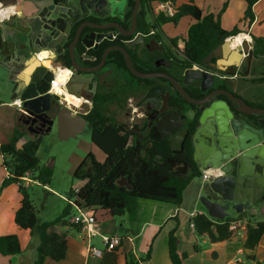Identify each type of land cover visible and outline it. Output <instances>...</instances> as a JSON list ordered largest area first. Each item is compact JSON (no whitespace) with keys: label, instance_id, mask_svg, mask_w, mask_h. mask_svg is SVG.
I'll use <instances>...</instances> for the list:
<instances>
[{"label":"flooded vegetation","instance_id":"af4514ba","mask_svg":"<svg viewBox=\"0 0 264 264\" xmlns=\"http://www.w3.org/2000/svg\"><path fill=\"white\" fill-rule=\"evenodd\" d=\"M17 1L16 4L22 7V0ZM6 2L12 3L11 0H0V7ZM124 2L125 7L122 8ZM134 7V0H100L99 6H95L93 10H89L88 7L75 8L69 32L66 36L59 37L63 42L66 59V66L63 67L72 77L76 70L72 67L71 45L75 43L74 55L77 62L85 69L97 70L82 73L87 77V82L79 87V94L68 91L69 95L79 97L78 108L70 107L66 99L62 100L63 103L57 98L56 101L62 107H68L73 115L86 118L94 108L98 95L109 97L115 100L109 105L110 111L119 122L124 123L126 131L131 133L130 145L140 141L150 149L161 150L162 154L157 157L158 160L164 156L178 158L195 164L202 175L207 170H213V175H217L219 173L217 169L199 166L207 160L202 156L203 150L216 153L213 139L206 141L196 136L201 121H205L203 115L205 111L207 115L209 114V107L214 101H224L231 110H234L232 100H235L239 102L242 110L247 112L242 114L243 118L258 125L264 118L260 112L264 110V88L260 81L263 78L251 77L253 59L250 64L248 55H245L241 67L236 75L232 76L236 79L231 83L234 90L227 88L231 93L224 92L226 90L224 85H213L208 88L209 77L204 85L195 78L202 76L203 73L219 74L227 78L230 77V67L219 64L217 57L207 61L210 55L202 64L188 65L183 53L185 43L182 47L179 41L175 43L163 31L159 34V30L150 28L154 17L153 22H150L151 11L142 10V0L135 19ZM15 17L18 16L10 17L7 22L8 28ZM79 32L81 33L76 41ZM99 35H102V39L97 42ZM91 36L96 37L95 44L86 48L82 40L93 41ZM44 50H41L38 57ZM5 51L6 48L2 53ZM49 51L51 50H45L47 53ZM107 51L109 52L103 62ZM46 59L50 61L51 57L47 56ZM40 61L43 64V61ZM46 64L48 66L44 67L52 71L50 63ZM124 109H127L129 124L120 118V112ZM28 120L25 117L20 118L19 124L26 131L30 127L35 129L37 126L36 124L32 126L33 119L29 120V124H25ZM43 120L48 123L47 119ZM206 122V132L213 138L216 132L213 121L208 119Z\"/></svg>","mask_w":264,"mask_h":264},{"label":"trees","instance_id":"16d2710c","mask_svg":"<svg viewBox=\"0 0 264 264\" xmlns=\"http://www.w3.org/2000/svg\"><path fill=\"white\" fill-rule=\"evenodd\" d=\"M247 5L246 12L241 20L247 30L255 20L254 5L260 0H244ZM133 2V1H132ZM152 0H142V10H150L154 17L151 27L162 32L163 24L177 26L183 17H191L193 23L188 27L184 38V56L188 65L202 64L205 59L220 47L228 38L238 36L241 29L236 26L226 30L221 26L219 18L213 14H205L193 1L178 7L174 16L156 15L152 11ZM254 54L256 59L264 57V37H255ZM176 43L178 39H173ZM115 100L98 95L94 108L86 116L91 125L92 143L105 155V161L100 163L90 155L84 160L73 177L83 182L79 193L75 194L72 188L69 199H74V205L68 202L63 215L55 222L39 221V211L31 199L29 187L22 181L27 173L39 185L48 186L53 177L50 167L42 166L38 157L40 137L26 142L19 147L23 133L16 130L9 143L1 144L0 156L3 165L12 175L6 179L1 191L12 185L18 184L22 196L20 208L15 214V223L23 230H29L32 235L39 238L37 249L38 256L34 264H46V260L55 262L66 258L68 251L69 235L51 232L53 226H69L79 231L80 225L70 223L71 208L89 209L94 214L96 211H106L110 216L120 217L127 212H134L137 200H151L158 203L180 206L186 188L194 178H202V173L195 164L178 158H169L161 155V150L148 148L140 141L130 145L131 133L126 131L124 123L119 122L110 111L109 105ZM126 180L131 186L120 185ZM70 217V218H69ZM256 216L248 217L240 214L237 219H247V239L245 246L254 251L264 236V221H255ZM236 219H212L206 214H197L190 223L194 224L195 232L200 237L208 238L212 244L230 241L235 232L231 224ZM255 222V223H254ZM179 239L176 230L169 236V253L173 264H183L186 255L178 254ZM22 252L21 242L16 234L0 236V254L13 256ZM151 257L149 250L144 258H137L133 253H128L127 264H142Z\"/></svg>","mask_w":264,"mask_h":264},{"label":"water","instance_id":"95a60500","mask_svg":"<svg viewBox=\"0 0 264 264\" xmlns=\"http://www.w3.org/2000/svg\"><path fill=\"white\" fill-rule=\"evenodd\" d=\"M11 1L13 6L18 2ZM134 1L133 18L135 19L141 0ZM22 2L24 6H22V17H15L9 26L13 45L4 43L6 53L4 60L1 61L9 74L11 100L22 102V107L18 108V122L24 117L30 121L33 119L32 126L36 124L37 127L35 129L30 127L28 131L34 136L50 132L57 122L61 140L76 138L83 132L88 121L81 115H73L68 107H62L56 98L48 93L54 73L44 67L38 55L44 49L52 50L55 46L58 49L59 37L66 36L72 26L70 20L76 12L75 8L88 7L89 10H93L95 6H99L100 0H22ZM80 33L77 34L76 41ZM95 38L91 36L93 41L90 42L87 41L88 39H83L82 44L90 48L94 46ZM101 39L102 35H99L97 42ZM230 40L227 39L207 59L208 61L212 57L219 58V64L230 67V77L203 73L202 76L195 78L204 85L209 77L208 88L213 85H224L225 93H231L228 89L234 90V85L231 83L236 79L232 76L236 75L241 67L242 59L248 55L251 64L254 54L248 41H243L238 49H233ZM60 42L63 46V42ZM19 43L24 47L20 48ZM74 44L71 45V57L72 67L76 71L67 89L70 93L79 94V87L87 82V77L82 73H91L97 69H85L77 62ZM108 52L104 54L103 62ZM64 56L62 47V50L56 54L54 63L66 66ZM232 107L234 110H231L224 101H214L209 107V114L207 115L205 111L203 115L205 121L202 120L197 129V137L206 141L213 139L216 145V153L202 151V156L207 160L199 166L217 169L219 172L202 187L200 201L212 219L225 220L231 213L264 218V118L255 125L243 118L242 114L247 112L242 110L239 102L232 100ZM260 112L264 115V110ZM207 118L213 121L216 129L213 138L206 132ZM43 119H47L48 123ZM29 120L25 124H29ZM120 185L131 189L125 179L120 181Z\"/></svg>","mask_w":264,"mask_h":264},{"label":"crops","instance_id":"0c3cea01","mask_svg":"<svg viewBox=\"0 0 264 264\" xmlns=\"http://www.w3.org/2000/svg\"><path fill=\"white\" fill-rule=\"evenodd\" d=\"M189 1H193L205 14L217 16L224 29L232 30L234 27L238 26L241 31H247L241 32L240 35L231 39V41H236L231 45L233 49H238L240 43L248 41L250 47L254 50L253 36L264 37V0H260L254 5L255 20L247 30H243L244 23H241L247 9L244 0H179L178 6L180 7ZM220 3H223V6H221ZM11 4L12 3L6 2L4 6L0 7V17H3L0 19L1 61L4 60V55L6 53V51L2 53V50L6 48L4 43H8L10 46L13 45V36L8 28L7 22H9L12 15L22 17L23 14L24 6L21 7L20 4L11 6ZM14 12H16V14H14ZM220 13H223L221 17L219 16ZM184 18H188L189 27L193 23L192 18L188 16ZM60 41H62V39L58 41V49L55 46L48 53L45 52V49L39 57V59L43 61V65L50 63L49 67H53V70L56 71L60 68H64L62 64H55L53 61L56 59L58 51L62 50ZM19 47L23 48L24 45L19 43ZM47 56L51 57L50 61L46 59ZM252 69L251 77L263 78V80L260 81L264 88V57L260 59L253 58ZM7 91L11 94L10 85ZM1 108H5L9 114L10 112L8 109L13 110V112H11L13 115H11L9 119L10 124L8 129L5 133L0 132L1 144L9 143L16 130L24 134L19 142V147L34 139V135L26 131V129L19 124L18 108L14 106L13 102L9 100L2 101L0 102V109ZM3 161V157L0 156V188L6 180L8 173L7 171L4 175L5 168L2 167ZM201 193L202 191L200 190L198 197ZM197 199H195L193 208L190 212L181 208V206L169 204H155L151 207L147 205V207L140 209L139 214L134 218L135 222L133 224H129L128 222L125 224L121 223L119 227L117 223L109 227L102 226L100 220L110 215L106 211H96V226L101 233L104 234L107 232L108 234L104 235L119 236L122 239L121 245L114 251L107 250L100 236L97 237L101 239L102 248L96 247L93 244L92 239L95 237H86L81 229L77 231L71 229L69 226H53L50 229L51 232H66L69 235L68 251L64 260L59 262L46 260V264H127L126 256L128 253H133L137 258H144L149 250H151V257L142 264H173L169 253V236L174 230H176V236L179 239L178 254L180 256L186 255L183 264H264V236L259 246L254 251L246 248L245 243L247 235L242 234L243 232H241L239 236L235 235L230 241L217 244H212L208 238L198 236L195 229L190 226V221L192 217L197 214H206L208 216V212L205 208H199ZM21 200L22 196L19 192L18 184L8 186L0 193V236L16 234L20 239L22 247V252L17 255L3 256L0 254V264H34L38 256L37 249L39 240L35 239V235H32L29 230H23L15 223V214L20 208ZM143 212H148V214ZM233 214L236 215L233 219L244 220L237 219L239 215ZM72 218L73 216L70 218V223H73ZM258 218L264 220L263 217ZM246 220L247 219H245V221ZM112 221H114V219H112ZM116 230H124L125 233L124 235H120Z\"/></svg>","mask_w":264,"mask_h":264},{"label":"rangeland","instance_id":"374dc122","mask_svg":"<svg viewBox=\"0 0 264 264\" xmlns=\"http://www.w3.org/2000/svg\"><path fill=\"white\" fill-rule=\"evenodd\" d=\"M223 6V3H220ZM125 7V2L122 4V8ZM223 13H220L221 17ZM218 15V14H216ZM150 22H153V16L149 18ZM189 20L188 18H182L177 26L173 24H163L162 31L170 39H178L179 43L184 47V38L186 37L187 27ZM236 41H231L230 44L233 45ZM183 49V48H182ZM9 74L5 71V68L0 60V102L4 100H11V94L7 91L9 88ZM75 97V96H74ZM79 97H76L78 100ZM87 109V107H84ZM114 109V106L113 108ZM10 112L7 113L5 108L0 109V132L5 133L10 124V116L13 115V110L8 109ZM127 109H124L120 112V118L123 122L129 124V117L126 116ZM82 113V110L80 111ZM9 114V115H8ZM15 114V111H14ZM9 116V118H8ZM7 117V119H6ZM40 137V147L38 150V157L41 161L42 166L50 167L53 171V177L51 183L48 186H42L38 183L31 184L29 186V194L31 199L34 201L38 211H39V221H48L55 222L59 219L65 209L68 206L67 198H69V192L73 188H79L83 185L82 181L75 180L73 175L81 163L86 160L90 155H92L96 161L103 163L105 161V155L92 143L91 136V125L87 123L83 132L78 135L76 138H70L69 140H61L59 138V128L58 123L55 122L52 126V129L48 133H41L38 135ZM11 140V139H10ZM2 167L5 168L4 165ZM7 169H4V175L6 174ZM205 184L203 183L202 178H194L189 186L184 191L183 202L180 205L181 208L188 210L189 212L193 208L195 199L198 197V193ZM199 195L197 202L199 208H204L202 205ZM166 205L163 203L154 202L151 200H137L135 205L134 212H127L124 216L113 217L109 216L107 218L103 217L100 221L102 226L109 227L117 223L119 227L121 223L133 224L135 222L134 218L141 208H145L152 205ZM76 209L71 208L70 217L74 216ZM96 213V212H95ZM148 214V212H143ZM142 213V214H143ZM144 214V215H145ZM236 215L231 213L228 217L229 219L235 218ZM69 217V218H70ZM114 219V221H112ZM261 218H256L255 221H261ZM247 225V220H242ZM264 221V220H262ZM99 230V229H98ZM120 235H124V230H116ZM104 234H108L105 232ZM247 235V231L245 233ZM119 237V236H118ZM35 239L39 238L35 235ZM93 244L99 248H102V242L99 237L92 239Z\"/></svg>","mask_w":264,"mask_h":264},{"label":"built area","instance_id":"2783aa9c","mask_svg":"<svg viewBox=\"0 0 264 264\" xmlns=\"http://www.w3.org/2000/svg\"><path fill=\"white\" fill-rule=\"evenodd\" d=\"M178 1L179 0H152L151 7L152 11L156 15H165V16H174L176 13V10L178 9ZM54 73V77L50 82V90L48 93L53 95L55 98L59 99L62 102V100L66 99L65 94L68 93L67 85L70 81L71 76L63 77L59 75L58 71L52 70ZM14 106L17 108L22 107V102L20 100L13 102ZM1 148V143H0ZM213 170H207L204 175H202V180L204 183L209 181L214 175ZM12 175L8 172L6 179H10ZM24 185L26 187H29L31 184L38 183L34 181L31 178V175L29 173L26 174L25 177L22 179ZM39 184V183H38ZM74 193H79V188L74 189ZM67 202H69L71 205H74V199H66ZM72 222L74 224L80 225L81 231L85 234L88 238H93L100 236L102 238L103 243L107 247V250L114 251L117 247H119L122 243V239L118 236H108L101 233L100 230L97 228V221L95 214L89 210V209H83V208H76V213L72 218ZM190 226L194 228V224L191 222ZM231 230L235 232V235H241L245 234L247 231V225L242 220H235L231 224Z\"/></svg>","mask_w":264,"mask_h":264},{"label":"bare ground","instance_id":"6f19581e","mask_svg":"<svg viewBox=\"0 0 264 264\" xmlns=\"http://www.w3.org/2000/svg\"><path fill=\"white\" fill-rule=\"evenodd\" d=\"M58 73H59V75L63 76L64 78L69 76L68 72H66V70L64 68H60L58 70ZM65 97H66V102L68 103V105L70 107L71 106L79 107L80 100L79 99L77 100L76 96L74 97L73 95H69L68 93H66Z\"/></svg>","mask_w":264,"mask_h":264},{"label":"clouds","instance_id":"9594fccd","mask_svg":"<svg viewBox=\"0 0 264 264\" xmlns=\"http://www.w3.org/2000/svg\"><path fill=\"white\" fill-rule=\"evenodd\" d=\"M3 17H0V19H2Z\"/></svg>","mask_w":264,"mask_h":264}]
</instances>
